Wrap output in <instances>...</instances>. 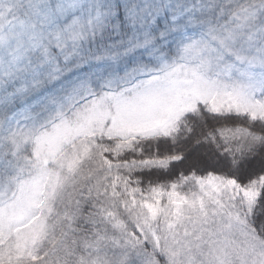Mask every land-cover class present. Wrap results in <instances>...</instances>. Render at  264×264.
Instances as JSON below:
<instances>
[{"label": "snow or ice", "instance_id": "1", "mask_svg": "<svg viewBox=\"0 0 264 264\" xmlns=\"http://www.w3.org/2000/svg\"><path fill=\"white\" fill-rule=\"evenodd\" d=\"M0 264H264V0H0Z\"/></svg>", "mask_w": 264, "mask_h": 264}]
</instances>
